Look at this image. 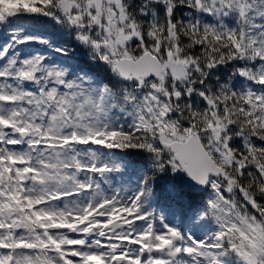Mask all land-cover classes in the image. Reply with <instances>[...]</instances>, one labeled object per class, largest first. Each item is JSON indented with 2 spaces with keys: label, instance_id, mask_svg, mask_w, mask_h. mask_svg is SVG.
I'll use <instances>...</instances> for the list:
<instances>
[{
  "label": "snow or ice",
  "instance_id": "obj_1",
  "mask_svg": "<svg viewBox=\"0 0 264 264\" xmlns=\"http://www.w3.org/2000/svg\"><path fill=\"white\" fill-rule=\"evenodd\" d=\"M0 264H264V0H0Z\"/></svg>",
  "mask_w": 264,
  "mask_h": 264
},
{
  "label": "trees",
  "instance_id": "obj_2",
  "mask_svg": "<svg viewBox=\"0 0 264 264\" xmlns=\"http://www.w3.org/2000/svg\"><path fill=\"white\" fill-rule=\"evenodd\" d=\"M101 75H103V74L101 73Z\"/></svg>",
  "mask_w": 264,
  "mask_h": 264
}]
</instances>
